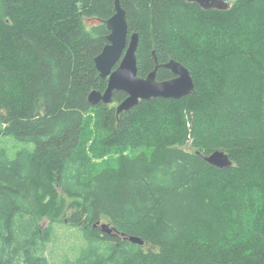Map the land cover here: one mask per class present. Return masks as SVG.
I'll return each mask as SVG.
<instances>
[{
  "label": "trees",
  "instance_id": "trees-1",
  "mask_svg": "<svg viewBox=\"0 0 264 264\" xmlns=\"http://www.w3.org/2000/svg\"><path fill=\"white\" fill-rule=\"evenodd\" d=\"M120 1L138 74L174 59L193 94L118 113L116 91L92 106L115 0H0V138L20 145L0 148V264H264V0ZM218 149L232 167L205 161ZM61 219L84 244L52 262ZM104 220L145 243L101 232Z\"/></svg>",
  "mask_w": 264,
  "mask_h": 264
},
{
  "label": "water",
  "instance_id": "water-1",
  "mask_svg": "<svg viewBox=\"0 0 264 264\" xmlns=\"http://www.w3.org/2000/svg\"><path fill=\"white\" fill-rule=\"evenodd\" d=\"M197 3L205 10H228L235 0H187ZM115 14L107 21L110 31L108 44L95 58L96 68L102 78H108V86L104 92L93 90L89 94L92 106L100 103L111 104L115 92H125L127 97L118 105V113L129 111L142 100L153 98L182 99L195 91V82L190 70L182 63L172 59L161 65L169 69L174 77L168 80H158L159 65L146 77L138 74L137 49L139 34L129 36V25L125 9L120 0H115ZM118 64V66H117ZM205 161L218 168H229L234 165L230 155L218 149L210 155L204 156ZM101 232L113 237L119 236L116 229L108 222L98 221L95 225ZM125 239L143 245L145 242L140 236H130Z\"/></svg>",
  "mask_w": 264,
  "mask_h": 264
},
{
  "label": "rangeland",
  "instance_id": "rangeland-1",
  "mask_svg": "<svg viewBox=\"0 0 264 264\" xmlns=\"http://www.w3.org/2000/svg\"><path fill=\"white\" fill-rule=\"evenodd\" d=\"M233 4V3H232ZM92 118L96 117V114H91ZM12 140V141H9ZM8 145H5L4 143H7ZM15 145V150L11 147L12 145ZM91 143H89L90 145ZM20 145L17 143V141L13 137H1L0 138V148L6 147L9 151V154L11 157H13L15 151L18 149ZM86 152V155L89 157V159H86L88 162H103L105 161V156H99L95 157L87 152V148L82 147L81 151L79 153V156L83 155V152ZM251 201V202H250ZM250 201H248V204L250 206H255L256 204L261 203L262 198L261 194L255 192L252 194V199L250 197ZM254 205H252V204ZM263 205V204H262ZM264 206V205H263ZM263 208V207H262ZM70 215L66 216L65 219H69ZM64 219L59 220L56 222L55 228H54V239L53 241L48 245V254L49 258L52 260V262H59L62 261L63 258H65L67 255L74 257L78 254L80 247L84 244V240L82 237V233L80 232L78 227L72 226L70 221H64ZM103 222H108L107 220H104ZM45 225L49 223V220L46 219L44 221Z\"/></svg>",
  "mask_w": 264,
  "mask_h": 264
},
{
  "label": "flooded vegetation",
  "instance_id": "flooded-vegetation-1",
  "mask_svg": "<svg viewBox=\"0 0 264 264\" xmlns=\"http://www.w3.org/2000/svg\"><path fill=\"white\" fill-rule=\"evenodd\" d=\"M160 67H162V66H160Z\"/></svg>",
  "mask_w": 264,
  "mask_h": 264
}]
</instances>
